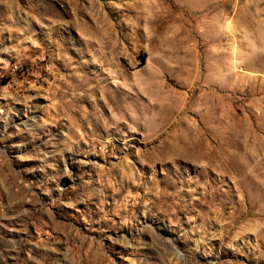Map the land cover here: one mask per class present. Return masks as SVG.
Listing matches in <instances>:
<instances>
[{
    "label": "rangeland",
    "instance_id": "rangeland-1",
    "mask_svg": "<svg viewBox=\"0 0 264 264\" xmlns=\"http://www.w3.org/2000/svg\"><path fill=\"white\" fill-rule=\"evenodd\" d=\"M0 264H264V0H0Z\"/></svg>",
    "mask_w": 264,
    "mask_h": 264
}]
</instances>
